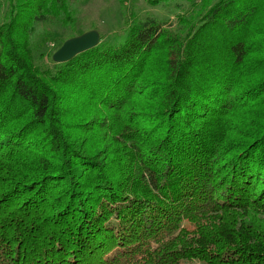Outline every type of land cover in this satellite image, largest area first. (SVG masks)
<instances>
[{
	"label": "trees",
	"instance_id": "trees-1",
	"mask_svg": "<svg viewBox=\"0 0 264 264\" xmlns=\"http://www.w3.org/2000/svg\"><path fill=\"white\" fill-rule=\"evenodd\" d=\"M5 1L0 264H264V0H182L49 68L32 35L69 0Z\"/></svg>",
	"mask_w": 264,
	"mask_h": 264
},
{
	"label": "rangeland",
	"instance_id": "rangeland-1",
	"mask_svg": "<svg viewBox=\"0 0 264 264\" xmlns=\"http://www.w3.org/2000/svg\"><path fill=\"white\" fill-rule=\"evenodd\" d=\"M158 1V0H155ZM199 1V0H198ZM153 0H69L71 23L53 19L36 27L31 43L37 65L53 67V54L71 38L89 31H97L99 42L117 45L133 18L155 19L165 26L175 25L181 9H188L185 1L172 5H152ZM7 11L5 0H0V13ZM3 20V19H2Z\"/></svg>",
	"mask_w": 264,
	"mask_h": 264
},
{
	"label": "water",
	"instance_id": "water-1",
	"mask_svg": "<svg viewBox=\"0 0 264 264\" xmlns=\"http://www.w3.org/2000/svg\"><path fill=\"white\" fill-rule=\"evenodd\" d=\"M100 35L97 31H89L80 36L71 38L53 54L52 61L55 64L66 63L76 56L94 49L99 43Z\"/></svg>",
	"mask_w": 264,
	"mask_h": 264
}]
</instances>
